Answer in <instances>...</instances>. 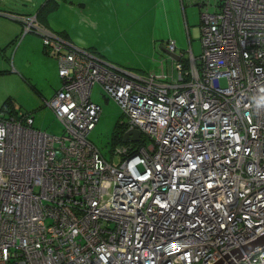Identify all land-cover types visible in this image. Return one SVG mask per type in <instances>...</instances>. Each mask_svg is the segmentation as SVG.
I'll return each instance as SVG.
<instances>
[{"label":"built area","instance_id":"obj_1","mask_svg":"<svg viewBox=\"0 0 264 264\" xmlns=\"http://www.w3.org/2000/svg\"><path fill=\"white\" fill-rule=\"evenodd\" d=\"M195 3L199 54L166 83L42 31L61 131L0 114V264H264V0ZM94 83L140 134L108 162L87 139Z\"/></svg>","mask_w":264,"mask_h":264},{"label":"rangeland","instance_id":"obj_2","mask_svg":"<svg viewBox=\"0 0 264 264\" xmlns=\"http://www.w3.org/2000/svg\"><path fill=\"white\" fill-rule=\"evenodd\" d=\"M198 9L199 4L191 0H0V114L12 116L15 112L30 111L33 128L49 133L60 131V123L42 101L43 106L30 110L38 96L32 88L35 84L29 83L30 87L23 77L32 76L38 82L45 78L40 49L43 30L46 33L57 31L74 47L89 49L111 64L166 83L176 76L172 59L163 49L166 40L175 41V54L182 52L185 59L190 54L195 57L199 54V40L193 33L199 24ZM21 13H32L28 16H32L34 21L26 26L28 20H19L22 31L31 30L25 33L33 37L26 38L20 45L22 37L19 38V34L16 39L12 37V19L22 18ZM34 15L38 19L49 17L48 22L55 27L51 28L53 31L38 24ZM34 38L39 43L38 50H35ZM11 39L14 41L8 46ZM60 39L65 41L62 37ZM64 47L70 49V46ZM13 58L20 68L14 69L15 73L4 72V62ZM90 88L89 98L99 106L100 112L87 139L108 162L114 147L123 146L121 143L139 142L140 134L137 132V139L130 140L134 142H118V137H122L125 131L137 128L130 124L121 134L124 125H119V122L123 116L117 104L102 93L98 83ZM64 155L69 157L67 153ZM66 225L71 229L68 221ZM19 257L15 254V258Z\"/></svg>","mask_w":264,"mask_h":264},{"label":"crops","instance_id":"obj_3","mask_svg":"<svg viewBox=\"0 0 264 264\" xmlns=\"http://www.w3.org/2000/svg\"><path fill=\"white\" fill-rule=\"evenodd\" d=\"M190 1V0H189ZM192 3L195 4V0H191ZM14 12V11H13ZM16 13H20V12H16ZM28 14H32V13H21L20 15H22L23 17H27ZM37 19H38V16L37 15H34ZM48 18L49 17H45L42 19V17H40V19H38L36 22H38V24H41L43 27H48V28H55L52 24H50L48 22ZM21 19V18H20ZM14 20L13 24H12V29H13V32H14V35L12 36L13 38H15L18 34H19V38L22 37L21 39V43L20 45L25 41L26 38H31L32 36L28 35L27 33L28 32H32L31 30L30 31H26L27 33L23 32L22 29H21V22H19V20L17 19H12ZM19 25V27H18ZM52 30V29H51ZM18 31H20L18 33ZM53 31V30H52ZM17 32V33H16ZM55 32V31H54ZM16 33V34H15ZM23 33H25L24 35H22ZM56 33H58L56 31ZM193 33L194 34H197V37H198V40H199V33H198V28L197 29H194L193 30ZM61 34V33H59ZM188 36V35H187ZM33 38V37H32ZM62 38L65 39L66 41L70 42L65 36L62 35ZM189 38V36H188ZM16 39V38H15ZM36 40V44H35V50H38V46H39V43L37 41L36 38H34ZM14 39H11L7 44L8 46L13 43ZM18 42V41H17ZM175 43V41H174ZM5 44V45H7ZM20 45L18 46V48L16 49V52L18 51ZM175 45V44H174ZM40 49L42 51V53L44 55H46V57L41 54V57H42V62H43V67H44V70H45V78L44 80H42V82H38L37 80H35L32 76L30 77H26L25 75H23V77L25 78V82H27L28 84L33 82V87L29 84L30 87L32 88H35V92H37V96H38V99L36 100V102L30 107V110H34L33 108H35L36 106H40L42 105L41 101L42 99H48L55 91L56 89L60 86V80L59 78L57 77V73H56V70H57V61L55 59V56L53 51H50V50H45L43 49L42 45H40ZM163 49L166 50L163 46ZM172 63L174 65V60H172ZM4 65H6V69L4 70L9 72V73H15L13 70L16 69V68H20V66H18L15 62V58H13L12 61H7V63L4 62ZM2 72V71H0ZM32 84V83H31ZM43 106V105H42ZM51 111V110H50ZM28 112V111H26ZM30 112V111H29ZM31 113V112H30ZM32 115V114H31ZM32 119H33V115H32Z\"/></svg>","mask_w":264,"mask_h":264},{"label":"water","instance_id":"obj_4","mask_svg":"<svg viewBox=\"0 0 264 264\" xmlns=\"http://www.w3.org/2000/svg\"><path fill=\"white\" fill-rule=\"evenodd\" d=\"M164 52H165V53H166V54H167L172 60H174V61H178V60H179V56H178L177 54H175V53H173V52H167L166 50H164ZM137 132H138V131L135 130V129L127 130V131H125L124 134L122 135L121 140H122L123 142L130 141V140H136V139H137V136H138V133H137ZM129 134H130V136H129ZM261 238H264V235H262V236L260 237V239H261ZM256 241H257V240H256ZM255 243H256V242H250V243H248V244L245 246L244 251H245V252L250 251L251 248L255 245ZM213 264H222V263H221V261H217V262H215V263H213Z\"/></svg>","mask_w":264,"mask_h":264},{"label":"trees","instance_id":"obj_5","mask_svg":"<svg viewBox=\"0 0 264 264\" xmlns=\"http://www.w3.org/2000/svg\"><path fill=\"white\" fill-rule=\"evenodd\" d=\"M51 33H53V34H55V35H57V36H59V37H62V34H59V33H54V32H51ZM168 40H170V39H168ZM168 40H166L165 41V43L168 41ZM65 42H67L68 43V41H66L65 40ZM165 43H164V47H165ZM175 44V43H174ZM42 47H43V49H45V50H50V51H52V48L50 47V46H44V44L42 43ZM80 49H82V50H85V51H88L89 53H92V54H94L91 50H89V49H84V48H80ZM176 49V48H175ZM53 54V53H52ZM95 55V54H94ZM95 56H97V55H95ZM98 58H100L99 56H97ZM101 59V58H100ZM103 60V59H102ZM105 61V60H104ZM107 62V61H106ZM109 63V62H108ZM111 64V63H110ZM114 65V64H113ZM116 66V65H115ZM118 67V66H117ZM121 68V67H120ZM126 70V69H125ZM33 120V119H32ZM33 124V123H32ZM94 128V127H93ZM60 131H61V125H60ZM60 131L58 132V133H60ZM58 133H53V134H58ZM120 140H121V136L120 137H118V142H120Z\"/></svg>","mask_w":264,"mask_h":264},{"label":"bare ground","instance_id":"obj_6","mask_svg":"<svg viewBox=\"0 0 264 264\" xmlns=\"http://www.w3.org/2000/svg\"><path fill=\"white\" fill-rule=\"evenodd\" d=\"M11 226H13V224H11ZM250 242H256V243H258V241H256V240H252V241H250ZM250 242H248V243H250ZM248 243H247V244H248ZM256 243H255V245H256ZM247 244L243 245V246L241 247V249L237 250V252H238L239 255H241L242 253H247V252L244 251V248H245V246H246ZM221 263L224 264L222 261H221Z\"/></svg>","mask_w":264,"mask_h":264},{"label":"clouds","instance_id":"obj_7","mask_svg":"<svg viewBox=\"0 0 264 264\" xmlns=\"http://www.w3.org/2000/svg\"><path fill=\"white\" fill-rule=\"evenodd\" d=\"M261 91H264V89H262ZM257 106H260L261 104H264V96L260 97L257 101Z\"/></svg>","mask_w":264,"mask_h":264}]
</instances>
